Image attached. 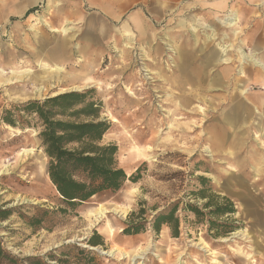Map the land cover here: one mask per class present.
<instances>
[{
	"label": "rangeland",
	"instance_id": "374dc122",
	"mask_svg": "<svg viewBox=\"0 0 264 264\" xmlns=\"http://www.w3.org/2000/svg\"><path fill=\"white\" fill-rule=\"evenodd\" d=\"M232 16L239 18L234 27L221 24ZM38 17L71 30L52 33ZM262 25L264 0H0V69L38 74L41 62L64 69L45 93H32L26 83L21 100L15 97L23 83L0 85V172L9 169L0 174V210L11 211L0 221L3 248L20 259L47 261L53 254L63 264H264V85L253 81L258 67L238 64L239 51L264 63V29L261 41L252 35ZM34 35L49 40L34 41ZM210 35L216 42H207ZM129 38L130 51L123 47ZM216 44L229 46L228 65L218 63ZM88 90L101 105L100 120L110 123L101 144L115 145L118 167L127 177L137 170L139 180L71 209L47 179L34 178L39 164L47 172L48 160L33 118L15 116L12 128L1 116L27 101ZM148 147V159L134 153ZM22 148L36 157H20ZM199 177L207 180L204 187ZM201 189L232 202L235 214L220 220L240 229L214 238L205 222L196 223L186 205L201 208L205 200L195 196ZM173 204L178 235L165 226L155 233L151 218ZM98 205L109 211L96 222L90 212ZM131 222L142 223L141 231L122 234ZM93 235L102 245H88ZM130 251L140 256L134 263L123 256Z\"/></svg>",
	"mask_w": 264,
	"mask_h": 264
},
{
	"label": "trees",
	"instance_id": "16d2710c",
	"mask_svg": "<svg viewBox=\"0 0 264 264\" xmlns=\"http://www.w3.org/2000/svg\"><path fill=\"white\" fill-rule=\"evenodd\" d=\"M90 93L91 90L68 92L43 101H27L13 106L12 111H4L1 116V121L12 128L16 127L15 116L21 120L24 117L33 118L40 148L48 160V180L59 200L71 209L100 193L119 191L127 180L133 183L139 180L137 170L127 177L124 170L118 167L115 145L101 144L110 123L100 120L101 105L89 97ZM25 126L29 125L26 123ZM197 180L202 187L207 182L203 177ZM206 192L209 190L201 189L195 194L197 198L205 200L201 208L186 205V210L194 216L196 223L205 222L214 238L225 237L240 229L234 222L220 220L235 214L232 202L224 197L207 195ZM176 211L177 205L173 204L157 212L150 221L153 231L159 233L161 227L165 226L176 237L179 227ZM139 214L142 215L141 211ZM10 216V210H0V221H6ZM134 216L140 217L131 214L130 218ZM142 226L139 222L127 223L121 233L136 235ZM87 243L91 247L102 245L98 235H93ZM46 258L55 264H63L53 254H48ZM47 261L39 257L20 259L7 252L0 240V264H50Z\"/></svg>",
	"mask_w": 264,
	"mask_h": 264
},
{
	"label": "bare ground",
	"instance_id": "6f19581e",
	"mask_svg": "<svg viewBox=\"0 0 264 264\" xmlns=\"http://www.w3.org/2000/svg\"><path fill=\"white\" fill-rule=\"evenodd\" d=\"M260 1V0H259ZM250 2H254V0H250ZM263 4V3H262ZM227 5V4H226ZM259 6V5H257ZM250 8V7H249ZM248 8V9H249ZM203 9V8H202ZM259 9V8H258ZM38 21L43 24L45 27H47L51 32H56V33H61L62 35H67L71 28H68L66 26H63L61 27L60 29H55V28H52L50 23L47 22L44 18L40 17L38 19ZM237 21L239 23V18L236 16V17H233L232 16V19L230 20H227L226 22H221V24H224L226 27L228 28H232L234 27L236 24H237ZM134 23V22H133ZM137 25V24H136ZM143 26V25H142ZM33 28V27H32ZM262 29H264V25H262V28L260 29V26H255L253 31H252V35L255 36V41H261V37H260V33L262 32ZM35 31V30H34ZM137 31V30H136ZM142 31V30H141ZM192 31L194 32L195 31V28H192ZM215 31V30H214ZM260 31V33L258 34V32ZM124 32L126 33V30H124ZM133 33V32H132ZM141 33V32H140ZM60 34V35H61ZM140 35V34H139ZM144 35V34H143ZM198 35V34H197ZM239 34L236 33V31L234 30V38L235 40H237V37H238ZM132 36V35H131ZM196 36V34H195ZM197 38V37H196ZM206 40H208L207 42L210 44V43H214L216 41V38H215V35L213 36H208L206 38ZM133 41V39L129 38L128 41L123 45L124 49L126 50H131L132 49V44L131 42ZM197 41V40H196ZM221 44V43H220ZM257 46V45H256ZM216 47H217V51L219 53L222 54V58H219L217 61L218 63H222V65H228L229 63V59L226 57V54L223 55V53L226 52L227 50V47L229 46H220L219 44H216ZM240 50V49H238ZM230 51V50H228ZM218 52H215L213 56H218L219 53ZM130 53V52H129ZM239 57H238V64L239 65H243L245 62H249L253 65H255L256 67H258L259 71L255 74L254 76V83L257 84V85H264V63H262L261 61H259L258 59H255L253 58L251 55L249 56H246L243 54L242 51H239ZM180 57H181V54H178V65H177V70L181 73L182 72V69L184 68V62L182 60H180ZM80 59V58H79ZM78 59V60H79ZM41 60V59H40ZM82 61V60H79V62ZM37 63V61H36ZM40 73L38 74H34V72L28 68H23L21 71H18V70H15V69H8V71H3L2 69H0V85H13L14 83H23L22 86H20V88L22 89V92L20 95H16V99H20V97H22L21 95L23 96H26V92H27V84L26 83H30L31 86H32V90L31 92L35 93V94H42V93H45L46 90H47V86L49 85L48 82H52V80H54L55 78L60 80V78L62 77V74L64 73V69L61 65H58V64H53V65H48L46 63H41L40 64ZM240 72L239 73H243V75H245L244 72L241 71V69L239 70ZM42 72V73H41ZM3 74V75H1ZM81 75V74H80ZM5 76V77H3ZM89 77L86 76V78H82L81 76V81L82 82H87L89 81ZM182 81V80H181ZM181 81L179 83H181ZM56 82V81H55ZM26 84V85H25ZM53 84V83H52ZM54 86V85H53ZM52 87V86H51ZM72 90H75L77 91L79 88L78 86H74L72 88H70ZM64 90H61L60 92L58 93H61L63 92ZM79 91V90H78ZM57 94V93H55ZM54 94V95H55ZM127 95L129 96H133V93L130 91V90H127ZM13 98V97H12ZM14 98V99H15ZM23 98V97H22ZM21 100V99H20ZM180 102V101H179ZM184 102V101H183ZM257 102L259 105H262V101L261 100H258L257 99ZM178 102H176L177 104ZM181 103V102H180ZM180 103H178V107H181L182 105H180ZM182 104V103H181ZM177 107V106H176ZM113 122H116L115 119H112ZM151 151V149L148 147V148H144V149H139V148H134V153H136L138 156H140L141 158H146L148 159V156L146 155V153H149ZM35 153V150L33 149H27V148H22L20 151H19V156L22 157V156H25V157H28L29 156H35L34 155ZM39 155V154H38ZM36 157V156H35ZM40 158V156H38ZM20 159V158H19ZM41 159V158H40ZM18 163V162H17ZM12 172V171H11ZM9 173V169H8V166H3V169L1 170L0 174H8ZM34 174V178H41V177H44L45 179L48 180L47 178V173H46V170H45V166L42 165V164H39L36 166V169H35V172L33 173ZM32 178V177H31ZM49 182V180H48ZM50 183V182H49ZM51 184V183H50ZM134 191V190H133ZM135 192V191H134ZM131 193H128V195L126 196V198L128 199L129 198V195ZM133 194V192H132ZM112 211L114 212H118L115 208H111ZM107 211H109L108 208L104 207V206H97L94 210H91L90 214L92 215V218H93V221H100L101 219L104 218V215L107 213ZM88 216V215H87ZM108 233L111 234L113 233V229L111 227H108ZM115 250V249H114ZM113 251V250H112ZM145 251H140L138 252L140 255H142ZM115 253V252H114ZM102 254H104L102 252ZM112 252H109V255H111ZM115 255V254H114ZM123 256L125 258H129V261L130 262H135L136 259H138L140 256L137 255L136 253H133L132 251L130 252H126V253H123ZM122 256V257H123Z\"/></svg>",
	"mask_w": 264,
	"mask_h": 264
},
{
	"label": "crops",
	"instance_id": "0c3cea01",
	"mask_svg": "<svg viewBox=\"0 0 264 264\" xmlns=\"http://www.w3.org/2000/svg\"><path fill=\"white\" fill-rule=\"evenodd\" d=\"M38 18H40V17H38ZM30 19H31V21H32V19H33V17L31 16L30 17ZM65 22V21H64ZM50 24H51V22H50ZM52 28H55V27H53V26H51ZM61 27H63V26H61ZM61 27H59V28H55V29H60ZM93 30V26H89V28L87 29V33H88V38L89 39H91L92 38V33H91V31L89 32V30ZM32 30V29H31ZM52 33H56V32H52ZM33 39H34V41H47V40H49V38H47L46 37V35H42L41 37L40 36H38V35H34V37H33ZM63 40V39H62ZM62 40H60V41H62ZM70 40V39H69ZM23 41H28V39H24ZM63 41H65V40H63ZM49 59H52L51 58V56H49ZM44 60V59H43ZM42 61V60H41ZM54 61V60H53ZM41 63H44V62H41ZM53 64H56V62L55 63H52L51 65H53ZM59 65V64H58Z\"/></svg>",
	"mask_w": 264,
	"mask_h": 264
},
{
	"label": "water",
	"instance_id": "95a60500",
	"mask_svg": "<svg viewBox=\"0 0 264 264\" xmlns=\"http://www.w3.org/2000/svg\"><path fill=\"white\" fill-rule=\"evenodd\" d=\"M89 250H95V249H89Z\"/></svg>",
	"mask_w": 264,
	"mask_h": 264
}]
</instances>
